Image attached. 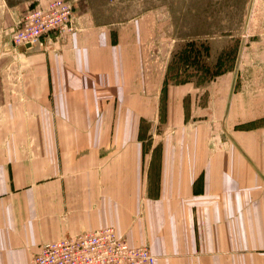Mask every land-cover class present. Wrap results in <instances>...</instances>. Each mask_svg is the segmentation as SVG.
<instances>
[{"label":"crops","instance_id":"crops-1","mask_svg":"<svg viewBox=\"0 0 264 264\" xmlns=\"http://www.w3.org/2000/svg\"><path fill=\"white\" fill-rule=\"evenodd\" d=\"M50 1L0 0V264L103 226L155 264H264V67L210 99L169 85L161 103L118 29L85 12L72 34L14 46L23 15ZM161 105L154 141L142 125ZM129 106L138 125L113 129Z\"/></svg>","mask_w":264,"mask_h":264},{"label":"rangeland","instance_id":"rangeland-1","mask_svg":"<svg viewBox=\"0 0 264 264\" xmlns=\"http://www.w3.org/2000/svg\"><path fill=\"white\" fill-rule=\"evenodd\" d=\"M66 1L74 8V31L80 12L118 29L116 34L137 57L142 94L159 96L161 103L169 85L191 83L192 98L210 99L216 96L214 83L230 85L247 78L243 70L248 65L264 67V0ZM227 88L224 97L233 87ZM133 108L123 107L124 121L119 118L113 129L138 125L130 121L137 115ZM164 108L159 106V122L147 117L142 125L145 135L153 128L154 141L166 127ZM196 108L206 112L199 102ZM155 111L151 108L148 114Z\"/></svg>","mask_w":264,"mask_h":264},{"label":"built area","instance_id":"built-area-1","mask_svg":"<svg viewBox=\"0 0 264 264\" xmlns=\"http://www.w3.org/2000/svg\"><path fill=\"white\" fill-rule=\"evenodd\" d=\"M75 12L66 0H51L30 8L11 41L14 46H44L47 38L62 37L75 29ZM146 245H131L113 226H103L48 241L31 258V264H155Z\"/></svg>","mask_w":264,"mask_h":264}]
</instances>
